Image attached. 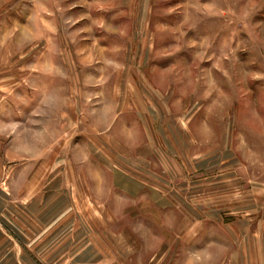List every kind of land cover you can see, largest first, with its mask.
I'll list each match as a JSON object with an SVG mask.
<instances>
[{"label":"rangeland","instance_id":"obj_1","mask_svg":"<svg viewBox=\"0 0 264 264\" xmlns=\"http://www.w3.org/2000/svg\"><path fill=\"white\" fill-rule=\"evenodd\" d=\"M0 104L108 264L193 258L198 215L222 255L264 230V0H0Z\"/></svg>","mask_w":264,"mask_h":264},{"label":"crops","instance_id":"obj_2","mask_svg":"<svg viewBox=\"0 0 264 264\" xmlns=\"http://www.w3.org/2000/svg\"><path fill=\"white\" fill-rule=\"evenodd\" d=\"M37 106V119H44V112L38 114L42 105ZM3 107L0 104V178L9 175L6 187L5 183L0 185V264H108L103 257L106 250L93 242L91 227L78 222L71 184L62 187L61 166L56 164L60 146L49 153L29 146L26 134L14 127L15 122L4 121L8 115L4 117L7 110ZM57 114L53 110L52 117ZM38 121L33 136L36 146L42 148L44 127ZM15 174H20L16 181ZM32 174L44 175L41 188L35 187L36 178L29 177ZM197 220L195 256L180 264H264V230H231L233 244L222 255L215 249L220 235L218 216L206 221L203 214ZM205 238L214 240L206 244Z\"/></svg>","mask_w":264,"mask_h":264}]
</instances>
